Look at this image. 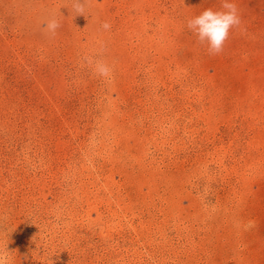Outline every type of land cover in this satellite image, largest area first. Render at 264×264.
Instances as JSON below:
<instances>
[{
	"label": "rangeland",
	"instance_id": "rangeland-1",
	"mask_svg": "<svg viewBox=\"0 0 264 264\" xmlns=\"http://www.w3.org/2000/svg\"><path fill=\"white\" fill-rule=\"evenodd\" d=\"M229 2L210 55L223 0H0V264H264V0Z\"/></svg>",
	"mask_w": 264,
	"mask_h": 264
},
{
	"label": "clouds",
	"instance_id": "clouds-1",
	"mask_svg": "<svg viewBox=\"0 0 264 264\" xmlns=\"http://www.w3.org/2000/svg\"><path fill=\"white\" fill-rule=\"evenodd\" d=\"M76 12L83 15L82 0H76ZM241 21L237 12V7L229 0H223L222 10L214 11L206 9L198 16L187 21V27L198 38L199 43L207 45L210 55H216L223 51L225 42L227 41L230 31L239 27ZM102 28H110V24L103 23ZM60 27V22L55 19H49L44 24L46 34L55 35ZM98 74L108 77L110 76V68L104 64L97 65Z\"/></svg>",
	"mask_w": 264,
	"mask_h": 264
}]
</instances>
